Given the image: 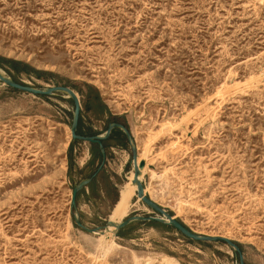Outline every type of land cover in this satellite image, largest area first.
I'll use <instances>...</instances> for the list:
<instances>
[{
	"label": "rangeland",
	"instance_id": "obj_1",
	"mask_svg": "<svg viewBox=\"0 0 264 264\" xmlns=\"http://www.w3.org/2000/svg\"><path fill=\"white\" fill-rule=\"evenodd\" d=\"M0 70L72 89L86 136L111 123L130 134L124 148L105 141L103 160L72 140L66 94L0 82V264H239L225 243L159 223L132 222L108 242L77 226L155 216L133 183L131 146L139 158L145 144V195L264 264V0H0Z\"/></svg>",
	"mask_w": 264,
	"mask_h": 264
},
{
	"label": "water",
	"instance_id": "obj_2",
	"mask_svg": "<svg viewBox=\"0 0 264 264\" xmlns=\"http://www.w3.org/2000/svg\"><path fill=\"white\" fill-rule=\"evenodd\" d=\"M0 82L6 84L7 86L22 91L26 93H30L33 95L37 96H48L52 95L54 93H63L66 94L68 99H70L73 103L74 106V115H73V123L70 129L71 132V138L72 140L76 141H82V142H88L90 144H95L98 145V147L101 149V156L102 159L104 160L105 157V152H104V146L103 142L106 141L110 136L111 133L114 129L120 130L125 137L130 139V134L128 130L121 124L118 123H111L107 127L106 131L102 135H94V136H83L77 133L78 131V123H79V117H80V104H79V99L75 92L70 89L69 87L66 86H53V87H48L46 89H36L32 88L23 84H18L10 80L9 78L3 77L1 74L0 70ZM131 154H132V161H133V183L136 185V197L138 198L139 201H141L147 208L153 211L155 213V216H131L128 218H125L118 224L112 223L110 220L106 222L105 226L102 227H97L92 230L85 228L81 223L76 222L77 226H79L81 229L89 232V233H99L102 234L103 232L108 230V227H113L115 228L114 232H112V235L114 236H119L120 230L123 228L127 227L129 224L135 221L139 222H155L159 223L165 226L172 227L175 229L177 232H179L182 236L185 238L195 241V242H221L225 243L227 246H229L237 255L239 264H244L243 260V255L241 252L240 247L238 244L235 242L231 241L228 238L225 237H210V236H201L198 234H195L191 232L185 225H183L180 221L175 219L174 217L171 216L166 210L161 208L159 205H157L155 202H153L149 197L145 195V191L143 188V185L141 183V180H139L140 176V171L143 169L145 163L140 162L138 166H135V162L137 159V152L135 147L132 145L131 146ZM103 162V161H102ZM91 179L84 180L81 183L78 184L77 187L73 188L72 190V195H71V207L75 208L76 204V197L77 194L90 183Z\"/></svg>",
	"mask_w": 264,
	"mask_h": 264
},
{
	"label": "trees",
	"instance_id": "obj_3",
	"mask_svg": "<svg viewBox=\"0 0 264 264\" xmlns=\"http://www.w3.org/2000/svg\"><path fill=\"white\" fill-rule=\"evenodd\" d=\"M7 63H10L11 64V66H12V68L14 69V70H19L21 67L20 66H22V67H25V66H23V64H21L20 62H16V61H7ZM27 69V68H26ZM26 73H28L26 70H24ZM30 72L31 73H33L34 75H36L37 76V78H42V76L41 75H44V74H42V73H39V72H36V71H34V70H30ZM86 109L89 111L90 109H91V106L87 103L86 104ZM85 131H84V129H83V126L80 124V122L78 123V134H80V135H85V134H87V133H84ZM112 138H115L117 141H119L120 142V144L118 145L119 147H121V148H124V145L121 143V141L123 140V139H125V135L120 131V130H115L114 132H112V134H111V136L108 138V139H112ZM105 142V141H104ZM103 142V143H104ZM153 223H155V222H153ZM121 231V230H120Z\"/></svg>",
	"mask_w": 264,
	"mask_h": 264
},
{
	"label": "bare ground",
	"instance_id": "obj_4",
	"mask_svg": "<svg viewBox=\"0 0 264 264\" xmlns=\"http://www.w3.org/2000/svg\"><path fill=\"white\" fill-rule=\"evenodd\" d=\"M3 75V74H2ZM3 77H5V76H3ZM6 78V77H5ZM150 136V135H149ZM149 143H150V141H149ZM149 144H145V146H144V152L142 153V154H140L139 155V158L137 157V162L138 163H140V162H144V163H146V155H147V153L149 152V146H148ZM139 180H140V176H139ZM125 208H126V202H125V200H124V196H123V200H121V203H120V205H119V207H118V209H117V213L119 214L120 212H123V213H125L124 211H125ZM112 222V221H111ZM112 223H114V222H112ZM120 223V222H119ZM114 224H118V223H114ZM114 230H115V228H113V227H108V230L107 231H105V232H103L102 234H99V236H101V237H105L106 238V241L108 242L109 241V238L108 237H110L111 239H112V232H114ZM110 234V236H108Z\"/></svg>",
	"mask_w": 264,
	"mask_h": 264
},
{
	"label": "flooded vegetation",
	"instance_id": "obj_5",
	"mask_svg": "<svg viewBox=\"0 0 264 264\" xmlns=\"http://www.w3.org/2000/svg\"><path fill=\"white\" fill-rule=\"evenodd\" d=\"M115 130H118V129H114L112 132H114ZM77 133H78V131H77ZM111 134H112V133H111ZM83 136H84V135H83ZM85 136H86V135H85ZM107 140H108V139H107ZM107 140H106V141H107Z\"/></svg>",
	"mask_w": 264,
	"mask_h": 264
}]
</instances>
